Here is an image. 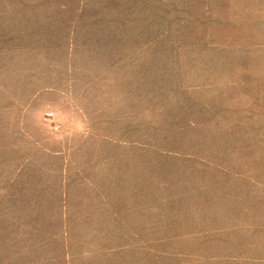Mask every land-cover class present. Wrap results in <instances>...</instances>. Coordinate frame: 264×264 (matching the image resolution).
Wrapping results in <instances>:
<instances>
[{
    "label": "rangeland",
    "instance_id": "obj_1",
    "mask_svg": "<svg viewBox=\"0 0 264 264\" xmlns=\"http://www.w3.org/2000/svg\"><path fill=\"white\" fill-rule=\"evenodd\" d=\"M264 0H0V264H264Z\"/></svg>",
    "mask_w": 264,
    "mask_h": 264
},
{
    "label": "crops",
    "instance_id": "obj_2",
    "mask_svg": "<svg viewBox=\"0 0 264 264\" xmlns=\"http://www.w3.org/2000/svg\"><path fill=\"white\" fill-rule=\"evenodd\" d=\"M264 225V224H263ZM264 227V226H263Z\"/></svg>",
    "mask_w": 264,
    "mask_h": 264
}]
</instances>
